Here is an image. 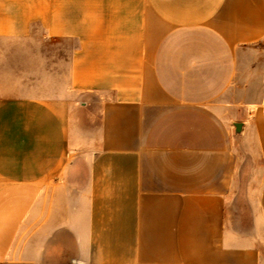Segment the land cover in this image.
<instances>
[{
  "label": "crops",
  "instance_id": "crops-1",
  "mask_svg": "<svg viewBox=\"0 0 264 264\" xmlns=\"http://www.w3.org/2000/svg\"><path fill=\"white\" fill-rule=\"evenodd\" d=\"M0 37L54 49L0 91V264H264V0H0Z\"/></svg>",
  "mask_w": 264,
  "mask_h": 264
},
{
  "label": "rangeland",
  "instance_id": "rangeland-1",
  "mask_svg": "<svg viewBox=\"0 0 264 264\" xmlns=\"http://www.w3.org/2000/svg\"><path fill=\"white\" fill-rule=\"evenodd\" d=\"M41 51L50 55L54 52L53 45L46 43L42 46L0 37V91L5 94L16 93L8 88V82L4 77L10 78L9 76L13 74L18 76L29 68H34L36 61L32 58Z\"/></svg>",
  "mask_w": 264,
  "mask_h": 264
},
{
  "label": "water",
  "instance_id": "water-1",
  "mask_svg": "<svg viewBox=\"0 0 264 264\" xmlns=\"http://www.w3.org/2000/svg\"><path fill=\"white\" fill-rule=\"evenodd\" d=\"M236 126H238V125H236Z\"/></svg>",
  "mask_w": 264,
  "mask_h": 264
}]
</instances>
